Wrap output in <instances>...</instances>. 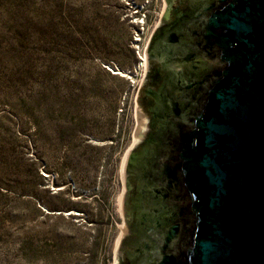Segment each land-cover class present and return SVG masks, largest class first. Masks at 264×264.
I'll use <instances>...</instances> for the list:
<instances>
[{
    "label": "rangeland",
    "instance_id": "obj_1",
    "mask_svg": "<svg viewBox=\"0 0 264 264\" xmlns=\"http://www.w3.org/2000/svg\"><path fill=\"white\" fill-rule=\"evenodd\" d=\"M161 6L0 0V264H117L138 52Z\"/></svg>",
    "mask_w": 264,
    "mask_h": 264
},
{
    "label": "water",
    "instance_id": "obj_2",
    "mask_svg": "<svg viewBox=\"0 0 264 264\" xmlns=\"http://www.w3.org/2000/svg\"><path fill=\"white\" fill-rule=\"evenodd\" d=\"M190 37L210 74L155 159L183 222L156 264H264V0H216Z\"/></svg>",
    "mask_w": 264,
    "mask_h": 264
},
{
    "label": "flooded vegetation",
    "instance_id": "obj_3",
    "mask_svg": "<svg viewBox=\"0 0 264 264\" xmlns=\"http://www.w3.org/2000/svg\"><path fill=\"white\" fill-rule=\"evenodd\" d=\"M215 1L162 0L157 23L145 37L135 99L136 142L123 169V233L117 264H156L167 230L183 223L175 203L155 185V159L173 128L191 113L210 74L208 63L194 52L190 29ZM178 249L176 243L173 250Z\"/></svg>",
    "mask_w": 264,
    "mask_h": 264
},
{
    "label": "built area",
    "instance_id": "obj_4",
    "mask_svg": "<svg viewBox=\"0 0 264 264\" xmlns=\"http://www.w3.org/2000/svg\"><path fill=\"white\" fill-rule=\"evenodd\" d=\"M138 55L142 58V56H141V51L138 52ZM143 55H144V53H143Z\"/></svg>",
    "mask_w": 264,
    "mask_h": 264
}]
</instances>
